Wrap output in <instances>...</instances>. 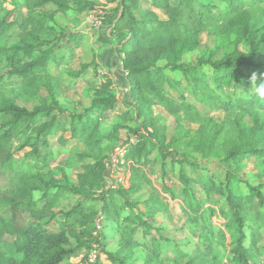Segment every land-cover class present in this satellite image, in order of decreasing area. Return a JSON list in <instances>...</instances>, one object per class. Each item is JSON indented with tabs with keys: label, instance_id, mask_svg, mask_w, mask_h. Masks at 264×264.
<instances>
[{
	"label": "trees",
	"instance_id": "obj_1",
	"mask_svg": "<svg viewBox=\"0 0 264 264\" xmlns=\"http://www.w3.org/2000/svg\"><path fill=\"white\" fill-rule=\"evenodd\" d=\"M93 1L24 0L26 14L21 21L18 16L11 22L0 18V264H135L137 247L147 252V262L162 264L163 248L170 242L159 235L151 220L167 209L156 192L141 202L144 210L127 198L151 185L142 165H155L156 157H151L155 152L166 165L161 173L164 175L166 169L176 172L182 184L179 194L196 207L190 218L194 226L204 221L207 209L214 212L205 204L217 188L223 198L219 213L227 217L224 223L233 225L236 233L230 248L231 263L251 264L253 260L259 264L255 259L264 250L259 245L264 226L246 232L244 211L247 201L254 199L264 213V184L239 182L225 170L217 185L206 169L211 159L226 166L238 165L243 156L264 162V102L238 93L239 84L248 89L253 73L257 81L264 80V59L258 58L264 52V0H149L154 8L164 11L165 19L142 8L141 0H109L116 3L117 12L109 43L114 44L128 83L126 102L116 98L110 81H106L95 88L83 113L76 114L59 108L55 99L58 83L53 84L48 76L41 80L40 74L48 72L52 63H61L55 44L66 38L67 43L77 46L85 32L43 38L51 32L35 9L47 7L49 13L42 14L45 20L59 13L86 17ZM11 3L13 8L6 15L16 12L14 0ZM14 23H19L28 37L2 44ZM204 32L215 37L216 44L195 61H185V54L198 48ZM224 41L229 48L215 59L217 47ZM40 88L46 97L39 94ZM15 89L22 100L36 101V105L31 109L20 106ZM154 108L164 117L174 118L172 135L168 136L164 117L156 115ZM214 109L224 112V120L216 122L209 116V110ZM107 111L118 114L110 128L103 129L100 116H93ZM246 117L251 124L244 121ZM183 121L196 128H184ZM122 128L127 132L123 142L132 136L137 140L126 154V160L132 161L127 188H105L106 155L94 157L86 151L64 161L80 167L75 182L54 177L50 140L60 132L68 130L71 138L98 146ZM14 143L18 149H28L16 155ZM186 166L196 175H188ZM191 183L199 186L200 197ZM244 187L246 195L237 190ZM68 196L76 203L56 213L54 207ZM50 223L57 229H49ZM195 233L209 256L214 234L211 228L204 224ZM136 234L141 237L136 238ZM113 236H117L116 249L105 251L102 239ZM77 250L81 254L75 256ZM92 250L97 252L94 260L90 259ZM201 252L184 264H203Z\"/></svg>",
	"mask_w": 264,
	"mask_h": 264
},
{
	"label": "rangeland",
	"instance_id": "obj_2",
	"mask_svg": "<svg viewBox=\"0 0 264 264\" xmlns=\"http://www.w3.org/2000/svg\"><path fill=\"white\" fill-rule=\"evenodd\" d=\"M11 1H3L0 8V18L5 17L7 22H11L14 16H18V19L21 21L26 14L24 0H14L17 6L15 8V14L6 15V11L13 8ZM113 3H111L114 5L113 8H104V16H99L102 25L98 31H92L89 27L88 29L86 28L87 20L85 17H73L71 15L59 13L52 19L47 18L45 20L44 17L46 15H43L49 13L47 7H38L35 9V14H37L38 19L44 20L45 22L43 24L49 28L51 32L50 35L43 36V38H57L64 33L78 32L81 30L85 32L83 33L81 42L77 46L67 43L66 38L62 39L58 44H55L54 50L57 54L56 58L58 57L62 59V61L61 63H52L48 72L40 74L41 80L48 76L52 79L53 84L58 83V92L55 95V99L59 104V108L62 110L74 112L76 114L83 113L85 108L90 105L95 88H97L100 83L106 81H110V87L116 98H120L123 104L126 102L125 93L128 89V83L125 79V73L119 63L117 52L113 47L114 44L109 43L110 38L106 36V30L102 31L103 27H108L111 31L117 17V12H115L116 3ZM98 4L99 0H94L92 6ZM140 5L142 8L153 10L160 19L166 18L164 11L154 8L151 1L141 0ZM27 37L25 29H23L19 23H14L8 30V36L3 38L1 43L18 42L21 38L26 39ZM215 44V37L205 32L202 33L198 48L193 52L186 53L184 60L187 62L195 61L200 55L205 53L209 46L213 47ZM227 47L229 48V45L226 44V41L220 43L217 47L215 59L221 58ZM242 48L245 49V47ZM258 58L264 59V52L260 53ZM79 70H81V72H79ZM15 93L20 97L16 89ZM39 94H43L45 97L47 96L43 88L39 89ZM21 98L22 97L16 99L20 106L31 109L36 105V101H24ZM205 110L207 111L208 109ZM154 113L164 117L161 115L158 108H154ZM117 114L118 113L107 111L101 115H94L93 118L98 119L100 116V128L109 129L111 124L115 122ZM209 116L216 122H220L224 120L225 115L221 109H214L209 110ZM262 116L264 120V115ZM59 118L61 119V117ZM162 120L166 124L168 136L172 135L175 131L174 118L167 115V117H164ZM244 121H246L247 124H251L249 117H246ZM182 124L186 129L193 130L196 128L194 124L187 121H183ZM59 137L64 138V141L60 142ZM126 137L127 132L122 128L118 134L107 136L96 146L92 143L87 144L82 138H71L68 130L62 131L50 140V149L53 152V157L50 160V170L57 180L62 182L65 180L75 182V177L81 169L75 162L69 166L65 165L64 161L68 157L70 158L78 151H86L90 155H94V157H104L114 147L120 145ZM13 148L14 152L18 151L16 155L22 154L23 150L28 149H18V144L16 143H14ZM40 148L43 150L41 145ZM153 156L154 158L156 157L155 165L149 163L142 165L143 172L150 177L151 185H144L139 192L127 195V198L132 202L141 204L152 192H156L160 196V201L164 204L163 207L167 209L166 212L157 213L151 220L153 226L160 230L159 235H162L170 242L163 248L164 261L162 264H184L190 258H196L195 256L198 255L197 253L203 250V244H201L202 240L196 237L197 233L195 232L200 229L202 230L204 224L208 225L214 234L211 235L212 241L210 243L212 255L210 254L207 256L205 252H201L204 261L203 264H232L230 261V248L236 233H234L233 225L224 223V221H227V217L224 218L223 215L219 213V208L223 206V198L219 195L217 188L210 195L212 201H207L205 204V206L213 208L214 212L212 213L207 209L203 213L204 221H199L198 225L194 226L190 218L192 214L196 213V207L191 205L186 197L179 194L182 184L178 179V174L170 169H166L163 175L161 170L166 168V165H162L156 152L153 153L151 157L153 158ZM89 159H91V157H88L87 160ZM198 159H200L199 156H197V161H199ZM209 161V163L206 162L208 163L206 171L212 176L217 185L222 181L225 170H229V172L239 179V182L248 181L253 185L264 184V162L259 159L243 156L238 165L232 164L230 166H226L216 159H211ZM200 162L205 163L202 159ZM185 169L188 175H196V172L192 173L189 167L186 166ZM190 186L194 189L195 194L200 197L199 186L192 183ZM237 190L246 195V193L243 192L245 187L242 189L237 188ZM262 191L264 193V189H262ZM75 201L76 199L73 196L62 198L54 207V211L56 213L62 212L76 203ZM87 204H95V206L99 207L96 202H88ZM139 207L141 210H144L142 204ZM244 212L246 214V232H248L250 228L258 227V229H260L264 226V213L260 210V207L256 204L254 199L252 202L251 200L247 201ZM48 227L51 230L57 229L56 224L53 223H50ZM195 229L197 230L193 231ZM140 237L141 234H136V238L139 239ZM262 238L259 245L264 246V236ZM146 242L149 244V237L146 238ZM102 245L105 251L115 250L117 246V236L102 239ZM134 253L135 264H150L144 259L147 254L145 250L137 247L134 249ZM74 254L76 256L81 253L77 250ZM255 260L259 264H261V262L264 264V250H261ZM102 264H108V262L104 261ZM251 264H254L253 260H251Z\"/></svg>",
	"mask_w": 264,
	"mask_h": 264
},
{
	"label": "built area",
	"instance_id": "obj_3",
	"mask_svg": "<svg viewBox=\"0 0 264 264\" xmlns=\"http://www.w3.org/2000/svg\"><path fill=\"white\" fill-rule=\"evenodd\" d=\"M109 0H99L98 5H94L86 15L87 29L88 27L93 31H98L101 28L102 22L100 15L103 14V9L110 4ZM114 1V0H113ZM90 30V31H91ZM110 112V111H108ZM136 137H129L122 144L114 147L104 158V186L105 188H127L130 180V165L132 161L126 160V154L131 144L136 142ZM96 230H100L99 219L96 220ZM97 258V252L92 250L90 252V259ZM262 264V262H261Z\"/></svg>",
	"mask_w": 264,
	"mask_h": 264
},
{
	"label": "clouds",
	"instance_id": "obj_4",
	"mask_svg": "<svg viewBox=\"0 0 264 264\" xmlns=\"http://www.w3.org/2000/svg\"><path fill=\"white\" fill-rule=\"evenodd\" d=\"M238 93H242L247 99H255L264 102V80L257 81L256 74L250 77V86L245 90L240 84Z\"/></svg>",
	"mask_w": 264,
	"mask_h": 264
},
{
	"label": "crops",
	"instance_id": "obj_5",
	"mask_svg": "<svg viewBox=\"0 0 264 264\" xmlns=\"http://www.w3.org/2000/svg\"><path fill=\"white\" fill-rule=\"evenodd\" d=\"M113 4H115V3H113ZM114 7V5H112L111 3L107 6V9H110V8H113ZM103 16H104V13L102 14ZM106 30V36L109 38L110 37V33H111V31H110V28H108V27H103L102 28V31H105ZM93 31V30H92Z\"/></svg>",
	"mask_w": 264,
	"mask_h": 264
}]
</instances>
